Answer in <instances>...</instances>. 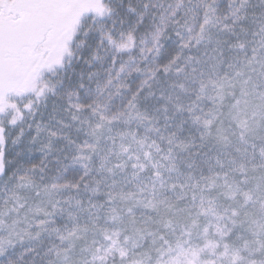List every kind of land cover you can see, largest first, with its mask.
<instances>
[{"label":"snow or ice","instance_id":"snow-or-ice-1","mask_svg":"<svg viewBox=\"0 0 264 264\" xmlns=\"http://www.w3.org/2000/svg\"><path fill=\"white\" fill-rule=\"evenodd\" d=\"M0 264H264V0H0Z\"/></svg>","mask_w":264,"mask_h":264},{"label":"rangeland","instance_id":"rangeland-1","mask_svg":"<svg viewBox=\"0 0 264 264\" xmlns=\"http://www.w3.org/2000/svg\"><path fill=\"white\" fill-rule=\"evenodd\" d=\"M16 149H12L11 152L9 153L10 158L15 156Z\"/></svg>","mask_w":264,"mask_h":264}]
</instances>
